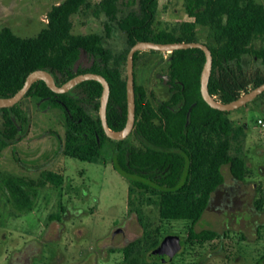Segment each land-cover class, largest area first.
<instances>
[{
  "label": "trees",
  "instance_id": "1",
  "mask_svg": "<svg viewBox=\"0 0 264 264\" xmlns=\"http://www.w3.org/2000/svg\"><path fill=\"white\" fill-rule=\"evenodd\" d=\"M117 1L99 0L93 11L115 19ZM136 1L137 9L117 20L118 27L127 34L129 47L137 40H198L195 27L206 26L214 39L213 43L204 42L212 54L208 80L212 95L227 102L264 81L261 68L246 70L241 64V57L247 53L255 54L264 62V47H253L254 39L264 41L263 3L184 0L187 19L180 23L176 34L171 29L154 27L156 0ZM89 6V0H62L52 4L46 12V24L30 36H20L9 26L0 28V96L13 94L28 72L36 68L49 70L57 83L77 72H98L106 77L110 86L106 108L108 125L119 129L126 120L122 64L129 47L115 55L103 45L98 33L72 32L71 16L81 7ZM106 30L109 32V25ZM81 50L93 61L89 66L74 69ZM142 51L157 50L135 51L134 67ZM204 59V52L198 47L170 52L167 73L172 83L170 95L157 107L150 104L145 87L135 82V122L129 135H133L139 145L129 144L128 135L114 140L111 156L113 168L129 182L128 193L135 188L154 195L159 220H188V237L196 241L210 240L217 235L213 229L195 230L192 224L201 218L212 192L224 181L222 167L227 165L237 180L243 179L246 172L243 156L230 152L233 141L244 135V124L233 121L228 116L229 111L209 106L201 97L199 75ZM100 92L101 84L94 79L83 80L62 93L52 91L39 79L31 84L23 98L32 96L42 99L44 105L59 106L64 115L62 153L94 160L100 155L104 141L111 139L105 135L98 116ZM258 97H264V91ZM20 101L0 107L3 126L0 150L28 125L29 117L20 107ZM64 183L63 174L51 168L42 169L37 178L0 172V189L11 205L22 212L32 209L37 187H62ZM134 211L143 226V234L122 247L123 259L127 264H150L154 259L147 260V252L151 254L161 240L159 226H150L138 208ZM140 248L144 252L141 258L137 256Z\"/></svg>",
  "mask_w": 264,
  "mask_h": 264
},
{
  "label": "rangeland",
  "instance_id": "2",
  "mask_svg": "<svg viewBox=\"0 0 264 264\" xmlns=\"http://www.w3.org/2000/svg\"><path fill=\"white\" fill-rule=\"evenodd\" d=\"M62 0H0V28L9 26L20 36L36 34L47 21L46 12ZM99 0H89L71 16L72 32L98 33L103 45L113 54L129 47L127 34L117 25L119 17L137 9L136 0H118L115 19L94 13ZM155 28L179 33L180 23L187 19L184 0H156ZM264 4V0H256ZM110 30L107 32L106 26ZM195 37L213 43L209 27L197 25ZM264 47L260 38L253 47ZM170 51H142L135 62V82L145 87L147 99L157 107L170 95L167 78ZM84 51L76 69L92 63ZM241 64L246 70L261 68L262 58L244 54ZM125 74V62L122 64ZM168 76V75H167ZM251 88V87H249ZM29 122L16 139L0 150V172L37 178L42 169L60 171L62 187H37L34 205L29 211H17L0 189V264H127L122 247L143 234V226L134 208L150 226H159L160 239L179 234L182 247L170 261H160L152 253L150 264H264V97L255 98L232 109L228 116L244 124V135L233 141L231 153L241 154L245 176L235 179L227 165L222 167L224 181L212 192L208 207L192 224L195 230L213 229L210 240L188 237L190 222L183 219H161L157 216L155 196L135 189L128 193L129 182L113 168L111 156L114 139H106L100 155L83 160L62 153L64 135L63 111L42 99L28 96L20 101ZM2 128L0 122V129ZM127 142L139 145L133 135ZM144 252L140 248L137 256ZM150 256V258H149Z\"/></svg>",
  "mask_w": 264,
  "mask_h": 264
},
{
  "label": "water",
  "instance_id": "3",
  "mask_svg": "<svg viewBox=\"0 0 264 264\" xmlns=\"http://www.w3.org/2000/svg\"><path fill=\"white\" fill-rule=\"evenodd\" d=\"M198 47L204 52V62L199 75V91L203 100L211 107L230 111L241 107L249 101L256 98L264 91V81L242 92L237 97L224 102L212 95L208 90V80L211 73L212 54L207 44L198 40L191 41H170L158 42L153 40H137L129 48L125 59V87H126V120L124 125L119 129H113L108 125L106 117L107 102L110 93L109 82L104 75L93 71L77 72L73 76L57 83L53 74L44 68H36L28 72L22 85L11 95L0 96V107L11 106L20 101L28 91L31 84L36 80H43L45 84L54 92H66L76 84L83 80L94 79L100 82L101 92L99 96L98 116L101 122L102 129L107 137L114 140L125 138L133 129L135 122V91H134V52L137 50H157V51H173L175 49ZM80 51V55L82 54ZM79 61V58L74 63V69ZM165 76V75H164ZM188 116V112H187ZM182 242L179 234L164 235L156 248L152 251L153 255H157L160 261H170L172 257L181 249Z\"/></svg>",
  "mask_w": 264,
  "mask_h": 264
},
{
  "label": "flooded vegetation",
  "instance_id": "4",
  "mask_svg": "<svg viewBox=\"0 0 264 264\" xmlns=\"http://www.w3.org/2000/svg\"><path fill=\"white\" fill-rule=\"evenodd\" d=\"M78 58H80V54L78 56ZM165 75V76H164ZM168 75V74H167ZM166 74H161V81L164 82L167 78V87L168 89L172 86V83L170 82L171 78L169 77V75L167 76ZM26 111V110H25ZM19 128H21L20 126H18ZM3 130V126L2 128L0 129V132ZM1 135V134H0ZM129 135V134H128ZM110 138V137H109ZM112 139V138H111Z\"/></svg>",
  "mask_w": 264,
  "mask_h": 264
},
{
  "label": "built area",
  "instance_id": "5",
  "mask_svg": "<svg viewBox=\"0 0 264 264\" xmlns=\"http://www.w3.org/2000/svg\"><path fill=\"white\" fill-rule=\"evenodd\" d=\"M257 122L264 128V119L258 118Z\"/></svg>",
  "mask_w": 264,
  "mask_h": 264
}]
</instances>
